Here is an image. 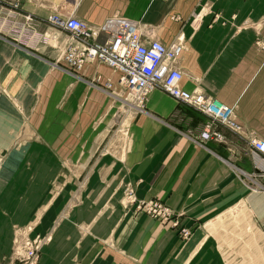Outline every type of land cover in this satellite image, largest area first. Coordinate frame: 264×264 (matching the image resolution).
Returning <instances> with one entry per match:
<instances>
[{"label":"crops","instance_id":"crops-1","mask_svg":"<svg viewBox=\"0 0 264 264\" xmlns=\"http://www.w3.org/2000/svg\"><path fill=\"white\" fill-rule=\"evenodd\" d=\"M5 9L0 1V264H14L16 234L50 237L38 264H264V176H243L261 165L250 141L264 140L255 45L264 0H28L13 17ZM51 15L91 27L118 15L164 44L182 36L180 87L233 106L239 129L158 88L137 107L102 61L70 71L68 34ZM127 186L162 201L188 236L124 207Z\"/></svg>","mask_w":264,"mask_h":264},{"label":"built area","instance_id":"built-area-1","mask_svg":"<svg viewBox=\"0 0 264 264\" xmlns=\"http://www.w3.org/2000/svg\"><path fill=\"white\" fill-rule=\"evenodd\" d=\"M0 1L7 7L5 16L13 17L18 14L20 3L28 0ZM24 20L30 21L31 18L25 15ZM48 22L63 28L68 34L62 60L70 71L79 70L87 62L102 61L119 72L118 84L125 99L137 107H143L148 94L158 88L176 101L207 116L211 124H220L232 131L239 129L233 106L225 105L201 92H189L180 87L182 71L176 66V61L184 49L182 36L170 44H164L152 38L141 22L118 15L108 17L98 27H91L73 16L62 19L51 15ZM255 45L264 53V36H258ZM103 85L106 89L112 88L109 81ZM201 135L203 138L209 137V134ZM211 135L222 140L218 132H212ZM250 144L252 153L259 157L261 165L255 166L251 173L243 172V176L246 180L254 181L255 177L264 176V140L253 139ZM123 205L126 208L133 205L134 212L149 215L178 228L181 238L189 234L188 229L179 226L177 214L162 201L138 199L130 186L124 188ZM49 240V236L39 235L26 238L21 243V250H16L11 260L14 264H38L40 249Z\"/></svg>","mask_w":264,"mask_h":264},{"label":"rangeland","instance_id":"rangeland-1","mask_svg":"<svg viewBox=\"0 0 264 264\" xmlns=\"http://www.w3.org/2000/svg\"><path fill=\"white\" fill-rule=\"evenodd\" d=\"M16 230V229H15ZM15 235V234H14ZM26 239L25 236H22L21 234H16V237L14 236V247L12 248V251H11V255H10V260H11V257L13 255V253L20 249V246H21V243ZM21 250V249H20ZM19 250V251H20ZM12 261V260H11ZM13 262V261H12Z\"/></svg>","mask_w":264,"mask_h":264}]
</instances>
